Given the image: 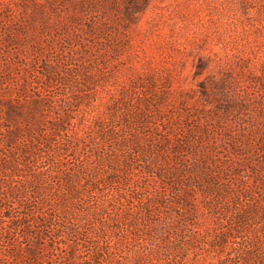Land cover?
Here are the masks:
<instances>
[{"label": "trees", "instance_id": "obj_1", "mask_svg": "<svg viewBox=\"0 0 264 264\" xmlns=\"http://www.w3.org/2000/svg\"><path fill=\"white\" fill-rule=\"evenodd\" d=\"M145 3L0 0V264H172L188 222L197 242L199 196L218 222L213 249L230 264H264V203L250 200L248 183L264 193V90L250 99L232 89L214 111L200 108L202 127L223 110L214 144L211 127L198 126L152 141L141 131L155 114L122 105L120 118L85 116L95 85L88 52ZM250 84L264 89L258 78ZM76 99L86 111L73 120ZM172 115L173 134L182 114ZM255 129L260 147L245 137Z\"/></svg>", "mask_w": 264, "mask_h": 264}, {"label": "rangeland", "instance_id": "obj_2", "mask_svg": "<svg viewBox=\"0 0 264 264\" xmlns=\"http://www.w3.org/2000/svg\"><path fill=\"white\" fill-rule=\"evenodd\" d=\"M121 9H117L119 14ZM123 26V21L110 25L111 34L103 36L104 41L88 52L92 61L88 82L95 85L87 86L85 99L92 114L77 109L80 102L76 99L73 120L84 114L110 118L122 105L125 111L131 108L132 112L140 109L147 116L149 112L155 114L156 121L141 131L149 133L152 141L165 133L180 138L178 134L185 136L191 127L198 126L201 132L211 127L209 143L214 144L223 136V110L214 117L213 125L202 127L196 119L200 108L214 111V101L221 99V93L230 95L232 89L250 99H257L264 90L250 84L251 78L264 83V0H146L134 23ZM174 112L182 114V121H177L181 124L172 134ZM228 112L227 121L232 126L237 122V112L231 108ZM120 114L117 111L115 117L120 118ZM237 115L248 119L246 112ZM163 117L169 123L165 124ZM260 134L255 129L245 137L256 140L260 147ZM235 171L239 177L245 176L243 170ZM248 183L252 186L250 200L259 199L263 204V191L251 180ZM198 199L202 210L197 242L188 241L193 225L188 222L189 229L176 233L183 244L180 243L172 264H230L226 255L220 256L213 249L211 228L218 222L202 207V196ZM179 237H172V245L178 244Z\"/></svg>", "mask_w": 264, "mask_h": 264}]
</instances>
